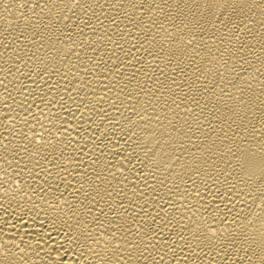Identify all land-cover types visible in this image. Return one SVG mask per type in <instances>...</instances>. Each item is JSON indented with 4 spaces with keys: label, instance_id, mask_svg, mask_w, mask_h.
Instances as JSON below:
<instances>
[{
    "label": "bare ground",
    "instance_id": "obj_1",
    "mask_svg": "<svg viewBox=\"0 0 264 264\" xmlns=\"http://www.w3.org/2000/svg\"><path fill=\"white\" fill-rule=\"evenodd\" d=\"M0 264H264V0H0Z\"/></svg>",
    "mask_w": 264,
    "mask_h": 264
}]
</instances>
